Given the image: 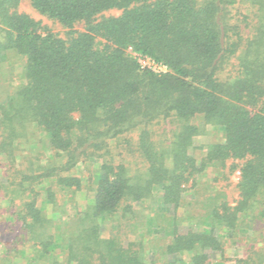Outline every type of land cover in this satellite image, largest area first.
<instances>
[{"label":"trees","instance_id":"obj_1","mask_svg":"<svg viewBox=\"0 0 264 264\" xmlns=\"http://www.w3.org/2000/svg\"><path fill=\"white\" fill-rule=\"evenodd\" d=\"M7 222L0 264H264V0H0Z\"/></svg>","mask_w":264,"mask_h":264},{"label":"rangeland","instance_id":"obj_2","mask_svg":"<svg viewBox=\"0 0 264 264\" xmlns=\"http://www.w3.org/2000/svg\"><path fill=\"white\" fill-rule=\"evenodd\" d=\"M20 9L25 11L26 13L30 14L32 17H34L37 20H41L44 23H48L50 26H52L54 31L57 32H63L65 31L63 28L59 27L58 25H55L50 22L47 21L46 18H44L43 16H41L39 13H37L36 11H34L29 3L27 1H23L20 5ZM141 64L143 65H150L147 61L144 60H140ZM154 69L157 70H164V68L162 66H153ZM17 84V82L15 83ZM221 139V132L219 131V129L215 128V127H209V129L207 130V132H204L201 135H198L195 138V146H198L200 148L198 149H193L192 152L197 156L200 157L202 155V151L206 149V147L214 142H217ZM94 166L96 168L99 167V164L97 162H95ZM236 175L237 173H235L232 177L231 180L234 182L236 181ZM77 199H78V206L79 208H83L86 204V199H85V195L83 192H78L77 193ZM11 223L7 222L4 226H0V231H1V235L0 238L4 241H12L13 237L15 236L16 232H13L9 229ZM9 229V230H8ZM139 238H151L152 237V233L149 232V230L143 231L141 230L138 234ZM240 250L236 249V248H232L230 249V256L234 257L235 255L239 254Z\"/></svg>","mask_w":264,"mask_h":264}]
</instances>
